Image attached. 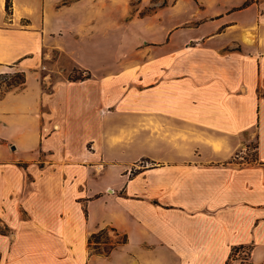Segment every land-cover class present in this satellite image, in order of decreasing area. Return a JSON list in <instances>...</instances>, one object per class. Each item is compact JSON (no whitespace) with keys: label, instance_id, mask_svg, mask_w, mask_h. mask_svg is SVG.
I'll use <instances>...</instances> for the list:
<instances>
[{"label":"crops","instance_id":"1","mask_svg":"<svg viewBox=\"0 0 264 264\" xmlns=\"http://www.w3.org/2000/svg\"><path fill=\"white\" fill-rule=\"evenodd\" d=\"M6 2L0 76L24 82L0 94V264H264V0ZM148 4L126 21L156 46L104 66ZM103 229L126 240L90 244Z\"/></svg>","mask_w":264,"mask_h":264},{"label":"rangeland","instance_id":"2","mask_svg":"<svg viewBox=\"0 0 264 264\" xmlns=\"http://www.w3.org/2000/svg\"><path fill=\"white\" fill-rule=\"evenodd\" d=\"M135 2V1H134ZM128 13L124 15H119L116 19V23L114 25V30L116 37L112 38H102L101 39V46L102 47H110L111 49L115 50V54H111V56H106L107 59H111V62L106 61L105 65H109V63L113 64V69H119L120 67L125 66L126 64L130 63L131 55L135 51L136 47L140 46H156L157 44V38L155 35V25L154 23H149V32L150 34H153L152 38L149 39H136L135 37H131L130 34L133 30V27L126 21V19H132L135 15H143L148 14L151 15L156 10V7L148 4L147 6H132L128 8ZM165 14L171 13L169 10L171 8H165ZM151 18V17H150ZM91 39L83 38L81 40H78L80 45L78 46V49H76L80 54L84 52V45H87L89 42H91ZM52 59L51 61L55 62L56 60L59 61V64L63 66L66 70V75L69 78L78 79L83 78L87 75H90L88 73L87 69L84 67H81L76 61L73 59V57L65 52V51H57L54 50L52 52ZM56 63V62H55ZM23 79V73L21 71H14L7 74H4L0 76V94L3 93L4 90L7 88H18L22 84ZM254 145L255 141L252 140L251 143L248 144V151L251 153L254 152ZM248 157H252L250 155H247ZM123 237L122 234L116 233L114 230H110L108 234H103L99 239L103 241L102 248L109 249L110 246L113 244V242L120 240ZM246 252L248 253L247 248H243L242 250L235 253V255L238 254L239 257H241L244 261H247L244 257L247 256Z\"/></svg>","mask_w":264,"mask_h":264},{"label":"trees","instance_id":"3","mask_svg":"<svg viewBox=\"0 0 264 264\" xmlns=\"http://www.w3.org/2000/svg\"><path fill=\"white\" fill-rule=\"evenodd\" d=\"M6 6H7L8 9H10V6H11V0H7V2H6ZM22 82H24V74H23ZM105 233H106V230H104V229H103V230H100L99 232L93 233V234L90 236V244L95 243L94 246H97L98 243L100 242L99 237H101V236H102L103 234H105ZM125 240H126V236L124 235L120 240L113 242V244L110 246V248H111V247H114V245H116L118 242H121V241L123 242V241H125ZM110 248H109V249H110ZM243 248H247V249H248V253L246 252L247 256L244 257L245 259H247V258L249 257V255H250V253H251V246H247V245H244V244H241V245H238V246L234 247V249H233V251H232V256H233L236 252L242 250ZM109 249H107V250H109ZM249 264H256V263L250 262Z\"/></svg>","mask_w":264,"mask_h":264},{"label":"built area","instance_id":"4","mask_svg":"<svg viewBox=\"0 0 264 264\" xmlns=\"http://www.w3.org/2000/svg\"><path fill=\"white\" fill-rule=\"evenodd\" d=\"M236 156H239V153H236Z\"/></svg>","mask_w":264,"mask_h":264}]
</instances>
